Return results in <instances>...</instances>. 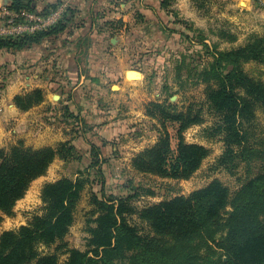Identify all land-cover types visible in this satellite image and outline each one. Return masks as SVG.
Returning a JSON list of instances; mask_svg holds the SVG:
<instances>
[{
	"label": "trees",
	"instance_id": "1",
	"mask_svg": "<svg viewBox=\"0 0 264 264\" xmlns=\"http://www.w3.org/2000/svg\"><path fill=\"white\" fill-rule=\"evenodd\" d=\"M128 1L118 0L116 4ZM207 1L202 0L199 6ZM169 2L161 1L163 11L167 12ZM36 3L37 0H11L7 9L48 15L58 5H48L38 12ZM75 15L76 10L69 7L48 31L0 38V50L18 53L57 39L74 23ZM135 18L137 22L142 20L138 12ZM109 24L120 26L119 21ZM207 53L211 59L197 72L196 84L204 85L208 109L217 118L209 129L220 136L224 145L215 168L235 174L243 164L248 176L242 185L231 192L219 180H213L188 196H176L141 209L131 204L137 192L101 198L92 194L94 218L86 227V249L81 251L63 243L73 224L81 191L89 182L79 171L73 180L63 178L45 184L41 190L43 213L35 215L27 225L0 235V264H59L55 253L38 251L40 245L55 243H59L56 249L67 255L63 264H264V167L260 166L256 173L251 171L255 163L264 162V138L258 133L257 122V111L264 116V81L243 69L248 62L264 64V36H250L244 44L228 50L214 46ZM43 93L35 88L16 96L14 103L26 112L43 101ZM151 107L160 120L178 124L179 142L173 151L165 134L154 147L136 156L134 166L163 178H189L209 152L204 146L185 143L180 133L202 123L200 111H193L192 107L178 111L174 105L159 103H152ZM73 149L64 143L56 149L34 150L19 141L0 149V223L53 159L59 156L67 160ZM98 154L93 147L92 155ZM97 164V160L92 161L88 168L94 169ZM97 172L103 182L99 167ZM133 214L148 231L141 232L129 223L128 216Z\"/></svg>",
	"mask_w": 264,
	"mask_h": 264
},
{
	"label": "rangeland",
	"instance_id": "2",
	"mask_svg": "<svg viewBox=\"0 0 264 264\" xmlns=\"http://www.w3.org/2000/svg\"><path fill=\"white\" fill-rule=\"evenodd\" d=\"M179 1L169 2L167 15L171 14L178 21L170 23V27L169 23L166 29H162L161 24L156 25L157 31L149 35L153 30L147 33L145 25L137 22L130 29L131 33L119 37L114 49H97L92 54L85 49L86 53H80L82 72L91 70L87 59L104 65L102 70L101 63H90L96 72L92 74L94 77L88 89L79 87L73 90V85L68 84L64 74L60 70L57 72L53 65L55 59L63 56L62 51L73 49H45L46 59L52 54V68L46 77L44 70L38 73L40 80L45 82L49 77L64 86L52 90L56 95L51 100V107L54 108L39 111L41 122L34 121L33 128H30L35 134L16 139V142L34 150L37 146H40L38 149H56L64 143H69L74 149L67 160L56 156L46 172L30 183L24 196L13 206L11 214L3 216L0 235L27 225L35 215L43 213L41 190L45 184L63 178L73 180L79 176V171L89 182L81 191L74 209L73 224L63 243L81 251L86 249V227L92 224L89 220L94 218V208L90 203L92 194L101 198L137 192L131 204L141 209L176 196H188L213 180H219L231 192L242 185L248 176L243 164L235 174L215 168L224 145L220 136L212 134L217 118L208 109L204 85L196 84V80L197 72L211 59L207 50H213L214 46L218 50H228L244 44L250 36H264V4L254 0H248L250 3L247 4L245 0L237 7L230 0H209L201 7L202 0H190L191 8L189 6L185 11V15L189 16L183 18L180 16V9L183 8ZM50 50L55 52L49 53ZM104 69L108 73L118 69L119 79L107 82L109 78L102 77ZM243 69L251 77L264 81V64L248 62ZM32 74L31 71L28 76L31 82ZM8 76L17 77L13 74ZM101 80H105L104 83L101 84ZM71 97L73 101L69 99ZM152 103L174 105L178 111H185L187 107L200 111L202 123L192 125L180 134L185 143L204 146L209 153L187 179L163 178L142 172L134 166L136 156L154 147L165 134L173 151L179 142L178 124L160 120L151 107ZM81 111H86L88 117ZM257 122L258 133L264 138V116L260 111H257ZM93 147L98 149V157L92 155ZM95 160L98 161L97 167L88 168ZM262 165L264 167V162L255 163L251 171L256 173ZM98 167L103 182L98 175ZM128 221L141 232L148 231L136 214L129 215ZM57 245L59 243L47 247L40 245L38 251L55 253L58 263L63 264L67 255L64 250H57Z\"/></svg>",
	"mask_w": 264,
	"mask_h": 264
},
{
	"label": "crops",
	"instance_id": "3",
	"mask_svg": "<svg viewBox=\"0 0 264 264\" xmlns=\"http://www.w3.org/2000/svg\"><path fill=\"white\" fill-rule=\"evenodd\" d=\"M161 1L130 0L128 2H119L117 5L116 2L118 0H37L36 10L38 12L44 10L48 5L58 3L56 9L64 6L66 7V11L67 8L71 7L76 10V15L74 17V23L57 39L44 41L30 50L18 53H9L3 49L0 50V149H7L16 142V139H20L21 137L25 139L27 135L31 136L34 132H31L30 128H33L34 121L38 120L41 122L39 111L44 108V110L54 108L51 107V100L56 95H54L52 90L54 91L64 86L60 85L57 79H50L48 77L45 82L40 80L38 73H42L44 70L46 77L52 68V54L46 59L45 49H73L67 52L62 51L63 56L55 59L53 65H55L57 72L60 70L64 74L68 84L73 85V90L79 87L82 90L84 88L88 89L91 87L90 81L94 77L92 74L96 72L93 65H100L101 62L99 64L96 62L95 64L87 59L88 67L91 70L85 69L82 72L80 65L82 60H79V54H83L84 49H88L89 53L96 52L97 49H107L108 47L114 49L115 45L119 43V37L131 33L132 27L137 24V19L135 18L136 12L142 16L140 22L145 25L146 32L149 33V31L153 30L149 35H153L154 31H157L155 28L157 27L156 25L161 24L162 29H166V25L169 23L170 27L175 19L170 16L171 14L168 16L167 12L161 9ZM230 1L238 7L245 0ZM188 2L190 0L179 1L180 7L183 8L180 9V16L183 18L189 16V14L185 15V11L189 6L191 8V4L189 5ZM245 2L247 4L250 3L248 0ZM10 3L11 0H0V8L3 6L7 7ZM117 21L120 22L119 27H112L109 24ZM52 52L55 51H49V53ZM97 60L100 61L99 58ZM103 68L104 65L102 64V70ZM116 70L118 71V69ZM116 70L113 69V73H108L105 70L102 77L104 79L108 77L107 82L117 81L120 76L119 73H116ZM31 71L33 72L32 82L28 77L31 75ZM9 74L16 75L17 77L8 76ZM20 77H23V80H20ZM104 81L101 80L100 83L102 84ZM35 88L43 90V101L26 112L20 111L14 103V98ZM69 99L73 101V97ZM83 112L81 111V114L88 117L87 112ZM28 128L30 129L29 132ZM38 148L40 146H37L35 149Z\"/></svg>",
	"mask_w": 264,
	"mask_h": 264
},
{
	"label": "built area",
	"instance_id": "4",
	"mask_svg": "<svg viewBox=\"0 0 264 264\" xmlns=\"http://www.w3.org/2000/svg\"><path fill=\"white\" fill-rule=\"evenodd\" d=\"M254 1L264 4L261 0ZM65 8L61 6L48 15H40L31 11L15 13L3 6L0 8V38H16L47 31L61 19Z\"/></svg>",
	"mask_w": 264,
	"mask_h": 264
}]
</instances>
